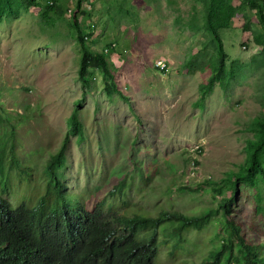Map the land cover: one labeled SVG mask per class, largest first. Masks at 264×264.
Listing matches in <instances>:
<instances>
[{
	"label": "rangeland",
	"instance_id": "374dc122",
	"mask_svg": "<svg viewBox=\"0 0 264 264\" xmlns=\"http://www.w3.org/2000/svg\"><path fill=\"white\" fill-rule=\"evenodd\" d=\"M223 1L233 12L218 31L225 66L206 91L218 65L207 29L210 0H33L31 7L7 0L0 9V149L14 128L16 157L31 177L20 181L12 171L5 199L15 205L16 193L41 195L45 166L67 137L57 176L77 203L103 200L105 211L123 216L179 214L197 224L181 233L180 222L162 225L154 264H214L210 257L229 248L233 256L216 264H234L237 242L220 206L237 190L236 200L264 211L262 175L236 181L264 131V28L243 0ZM73 11L90 33L87 49L107 60L111 95L100 70L88 69L85 83L78 78ZM74 110L79 135L68 123ZM260 164L264 170V150ZM263 222L256 224L259 244Z\"/></svg>",
	"mask_w": 264,
	"mask_h": 264
},
{
	"label": "trees",
	"instance_id": "16d2710c",
	"mask_svg": "<svg viewBox=\"0 0 264 264\" xmlns=\"http://www.w3.org/2000/svg\"><path fill=\"white\" fill-rule=\"evenodd\" d=\"M21 3L26 7L34 4L33 0H21ZM243 3L257 10L264 28V0H243ZM5 4L7 0H0V9H6ZM76 8L78 12L80 4ZM223 8L230 11L231 7L224 4L223 0H210L207 29L217 45L218 65L204 88L206 91L219 81L225 66L226 56L218 31L233 12L226 13ZM52 9L49 7V10ZM74 13L76 12L73 11L72 21L77 33L76 40L81 46L78 78L85 83L88 69L100 70L105 78L104 90L111 95L116 89L107 60L103 54L87 49L85 37H89L90 33L82 32ZM201 96H204V92ZM68 123L71 132L79 135L81 126L75 110L71 113ZM14 134V128L10 133L7 132L9 139L5 140L0 149V264H154L160 251L158 229L162 225L172 221L180 222L176 233L198 227L179 214L148 218L140 215L127 217L112 209L105 211L103 200L87 207L77 203V199H72L65 193L66 186L57 176L65 158L67 137L64 138L59 151L50 157L45 166L43 193L38 196L30 195L26 191L16 193V204H11L1 193L5 191V187L8 188V181L9 185L11 184L10 173L15 171L18 179L25 182H29L31 177L16 157ZM263 150L264 131L250 156L245 174L237 177L238 183H253L254 177L262 175L258 182L264 184V170L260 164ZM236 192L237 190L233 198L220 206L225 225L230 231L229 235L233 239L235 237L237 242L233 246L237 256L232 260L230 258L229 262L264 264V244H259L261 235L256 230V224L264 221V211L257 202L245 205L242 200H236ZM139 233L144 235L140 237ZM257 247L259 249L255 252ZM223 248H227V245L223 244ZM230 255L233 256V252L229 248L221 253H214L210 258L216 264L220 256L228 258Z\"/></svg>",
	"mask_w": 264,
	"mask_h": 264
}]
</instances>
